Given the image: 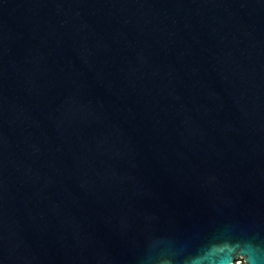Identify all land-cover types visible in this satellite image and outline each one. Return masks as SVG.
<instances>
[{
	"label": "water",
	"instance_id": "water-1",
	"mask_svg": "<svg viewBox=\"0 0 264 264\" xmlns=\"http://www.w3.org/2000/svg\"><path fill=\"white\" fill-rule=\"evenodd\" d=\"M221 227L264 244V0H0V264Z\"/></svg>",
	"mask_w": 264,
	"mask_h": 264
},
{
	"label": "clouds",
	"instance_id": "clouds-1",
	"mask_svg": "<svg viewBox=\"0 0 264 264\" xmlns=\"http://www.w3.org/2000/svg\"><path fill=\"white\" fill-rule=\"evenodd\" d=\"M226 239L228 248L217 255L215 245ZM199 246L183 247L180 264H264V244L221 227L198 237ZM153 264H175V255L161 251Z\"/></svg>",
	"mask_w": 264,
	"mask_h": 264
}]
</instances>
